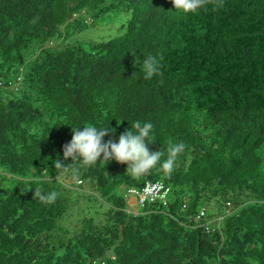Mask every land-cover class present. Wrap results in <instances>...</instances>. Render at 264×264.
Here are the masks:
<instances>
[{
    "label": "trees",
    "instance_id": "1",
    "mask_svg": "<svg viewBox=\"0 0 264 264\" xmlns=\"http://www.w3.org/2000/svg\"><path fill=\"white\" fill-rule=\"evenodd\" d=\"M150 55L162 75L145 79ZM135 121L164 152L149 173L64 159L72 128L118 143ZM170 141L186 148L168 174ZM0 171V264H264V0H0ZM157 181L166 205L129 203Z\"/></svg>",
    "mask_w": 264,
    "mask_h": 264
},
{
    "label": "clouds",
    "instance_id": "2",
    "mask_svg": "<svg viewBox=\"0 0 264 264\" xmlns=\"http://www.w3.org/2000/svg\"><path fill=\"white\" fill-rule=\"evenodd\" d=\"M175 10L183 13H196L198 9L205 7L209 3L214 7H222L223 0H170ZM162 57L148 56L144 59L142 71L145 79H152L154 76L162 75L161 72ZM153 125L150 122L141 124L140 121H135L132 125L133 130H126L119 136L118 143L109 140L107 143L103 142V138L109 135L111 131L107 128H96L92 125L73 129L71 142L64 145L63 156L64 159L72 158V160L79 159L84 166L95 165L103 156V161L109 162L115 160L119 164L127 165V173L134 177H140L150 172L161 161L164 155L162 150L150 152L147 138ZM186 145L183 142L173 144L169 142L167 149L168 157L162 163L161 170L171 174L175 167V162L180 154L184 152ZM56 169L67 170L60 159L54 163ZM37 181L39 177L36 178ZM59 193L52 191L43 194L39 188L35 189L34 197L38 198L42 203H53L57 199Z\"/></svg>",
    "mask_w": 264,
    "mask_h": 264
},
{
    "label": "built area",
    "instance_id": "3",
    "mask_svg": "<svg viewBox=\"0 0 264 264\" xmlns=\"http://www.w3.org/2000/svg\"><path fill=\"white\" fill-rule=\"evenodd\" d=\"M170 193V188L162 181L147 182L141 189H131L129 191L130 199L134 198L140 208L155 202H162L164 205L167 203V198ZM134 215H138V211H133ZM203 215V213H202Z\"/></svg>",
    "mask_w": 264,
    "mask_h": 264
},
{
    "label": "rangeland",
    "instance_id": "4",
    "mask_svg": "<svg viewBox=\"0 0 264 264\" xmlns=\"http://www.w3.org/2000/svg\"><path fill=\"white\" fill-rule=\"evenodd\" d=\"M122 16L123 17H118L114 19V24H109V25L91 24L87 30L88 33L86 37L88 38L84 36L82 37L83 45L86 46V43L88 41L108 40L109 38L113 37L115 34L118 33L117 31L123 25V21L127 20L125 13H123ZM61 41L62 40L59 41L58 39H56V45L60 46V44H62ZM0 173L2 172L0 171ZM13 182L14 180L10 178L7 182H4V180L0 177V184L8 185V184H12ZM129 203L131 204V199L129 200ZM134 207L136 208L137 206ZM208 210L212 212L216 210V208L210 207Z\"/></svg>",
    "mask_w": 264,
    "mask_h": 264
},
{
    "label": "crops",
    "instance_id": "5",
    "mask_svg": "<svg viewBox=\"0 0 264 264\" xmlns=\"http://www.w3.org/2000/svg\"><path fill=\"white\" fill-rule=\"evenodd\" d=\"M131 204L135 206L137 205L136 200L134 198L131 199Z\"/></svg>",
    "mask_w": 264,
    "mask_h": 264
}]
</instances>
